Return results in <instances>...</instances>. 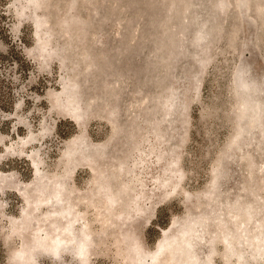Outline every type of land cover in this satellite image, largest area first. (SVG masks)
<instances>
[{
    "label": "rangeland",
    "instance_id": "374dc122",
    "mask_svg": "<svg viewBox=\"0 0 264 264\" xmlns=\"http://www.w3.org/2000/svg\"><path fill=\"white\" fill-rule=\"evenodd\" d=\"M0 264H264V0H0Z\"/></svg>",
    "mask_w": 264,
    "mask_h": 264
},
{
    "label": "trees",
    "instance_id": "16d2710c",
    "mask_svg": "<svg viewBox=\"0 0 264 264\" xmlns=\"http://www.w3.org/2000/svg\"><path fill=\"white\" fill-rule=\"evenodd\" d=\"M6 8H7V7H5V9H6ZM90 15H91V14H90ZM209 66H210V65H209ZM215 79H216V80L220 79V76H216V77H215ZM216 80H215V82H214V83H216V82H217ZM217 90H218V89H217ZM214 97L216 98V96H214ZM215 98H214V99H215Z\"/></svg>",
    "mask_w": 264,
    "mask_h": 264
}]
</instances>
